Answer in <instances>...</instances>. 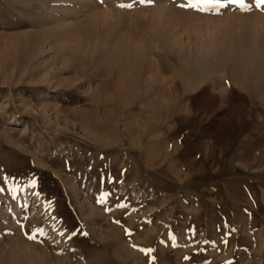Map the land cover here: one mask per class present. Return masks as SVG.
<instances>
[{
  "label": "rangeland",
  "instance_id": "374dc122",
  "mask_svg": "<svg viewBox=\"0 0 264 264\" xmlns=\"http://www.w3.org/2000/svg\"><path fill=\"white\" fill-rule=\"evenodd\" d=\"M188 2L0 0V264H264V6Z\"/></svg>",
  "mask_w": 264,
  "mask_h": 264
},
{
  "label": "snow or ice",
  "instance_id": "6c2138e0",
  "mask_svg": "<svg viewBox=\"0 0 264 264\" xmlns=\"http://www.w3.org/2000/svg\"><path fill=\"white\" fill-rule=\"evenodd\" d=\"M141 3L145 2H151V0H140ZM230 3H239L241 7H247V5L244 4V0H229ZM255 4L257 8H261L264 6V0H255ZM207 5H212L214 7H224V5L219 3V0H189L188 3L186 4H181L179 5L182 8L188 7V8H193V9H198L200 11H205L207 10ZM120 7H127L131 8V4H121L119 5ZM29 239H33V237L29 236Z\"/></svg>",
  "mask_w": 264,
  "mask_h": 264
}]
</instances>
